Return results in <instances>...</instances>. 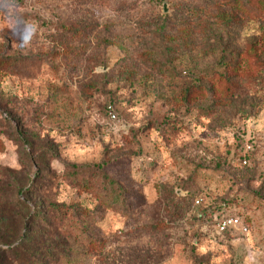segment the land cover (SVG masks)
Returning <instances> with one entry per match:
<instances>
[{"label":"rangeland","instance_id":"374dc122","mask_svg":"<svg viewBox=\"0 0 264 264\" xmlns=\"http://www.w3.org/2000/svg\"><path fill=\"white\" fill-rule=\"evenodd\" d=\"M257 3L0 0V206L37 232L0 264H264Z\"/></svg>","mask_w":264,"mask_h":264},{"label":"trees","instance_id":"16d2710c","mask_svg":"<svg viewBox=\"0 0 264 264\" xmlns=\"http://www.w3.org/2000/svg\"><path fill=\"white\" fill-rule=\"evenodd\" d=\"M256 1H259V3H257V6L260 7L264 11V0H249L251 4H253ZM247 159H248V156H247ZM7 191L9 192L8 185L6 186L0 185V196L1 194L6 193ZM16 193L22 194L23 192L21 190H18L16 191ZM18 200L19 199H17L14 202H11V204H8L4 208H3V205L7 204V201L3 200L4 203L2 206H0V262L3 261L5 257L7 260H13L14 255H23L25 258L29 256L26 254V251L23 250V242L25 241L27 237L31 238L33 233H37V232H34V227L29 226L30 222L33 220L34 214H30V211L27 212L25 217L19 214L20 213V202ZM22 203L24 206L23 201ZM221 205H222V208H219V210L215 212L210 211L211 209L208 206H203L202 208L203 211L199 212L195 217L199 221L210 222L217 215L226 214V215L237 216L235 213L224 212L223 207L225 203H221ZM24 207H25L24 209H27V210L29 209L28 206H24ZM16 209L18 210L19 213L15 211ZM244 223L247 225L246 222ZM32 225H33V222H32ZM33 241L37 242V238L36 240H33ZM4 246H6V248H2ZM35 255L37 254H32V258H35ZM57 256L59 255L57 254Z\"/></svg>","mask_w":264,"mask_h":264},{"label":"built area","instance_id":"2783aa9c","mask_svg":"<svg viewBox=\"0 0 264 264\" xmlns=\"http://www.w3.org/2000/svg\"><path fill=\"white\" fill-rule=\"evenodd\" d=\"M108 118L113 120L115 119L116 115L115 112L110 104L106 105L105 107ZM245 136L241 135L240 143L241 149L240 152L237 154V161L241 165H247L248 159L247 155L252 151L254 146V141L250 137V131H245ZM194 205L200 204V199H194ZM213 224L219 233L224 232H238L239 234H246L248 232V226L242 221V219L235 215H217L213 218Z\"/></svg>","mask_w":264,"mask_h":264},{"label":"clouds","instance_id":"9594fccd","mask_svg":"<svg viewBox=\"0 0 264 264\" xmlns=\"http://www.w3.org/2000/svg\"><path fill=\"white\" fill-rule=\"evenodd\" d=\"M35 31V28L33 25H28L25 32L22 34L20 43L25 44L31 39L32 33Z\"/></svg>","mask_w":264,"mask_h":264}]
</instances>
